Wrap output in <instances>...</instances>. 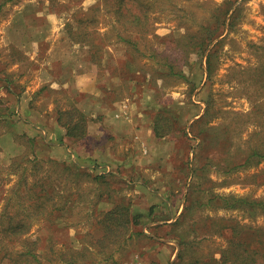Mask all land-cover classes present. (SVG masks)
Wrapping results in <instances>:
<instances>
[{
    "label": "rangeland",
    "instance_id": "rangeland-1",
    "mask_svg": "<svg viewBox=\"0 0 264 264\" xmlns=\"http://www.w3.org/2000/svg\"><path fill=\"white\" fill-rule=\"evenodd\" d=\"M98 1L103 4L101 0H31L24 8L27 18L39 16L36 19L42 20L44 34L49 36L48 40L37 46V49L39 47L42 50L41 70H38L37 77L33 74L25 77L28 85L33 84L35 79L45 83L42 84L36 105L42 109L47 108L48 115L52 116L51 110L66 106L69 99L77 93V87L88 91V96H98L99 84H116V76L121 73L137 82L132 96L135 99L134 110L144 108L143 100L146 103L149 101L148 94L157 99L156 103L167 97L166 102L169 104L166 107L172 108L181 116L179 123L189 113L197 111L199 105H203L198 102L199 97L206 101L210 98L214 113L209 115V119L214 124H229L224 129L227 132L220 135V138L224 143L226 137L229 139L227 149L234 167L223 170L212 166L206 170L207 177L198 179L192 174L188 176L187 169L184 174H176L163 167L153 170L148 159L145 162L137 161L144 155L136 151L137 147L132 148L130 141L120 143L109 139L104 141L102 138L100 142L95 141L86 148H93L95 144L100 149L101 144L107 143L108 151L83 154V159L91 169L85 170L84 175L79 177L80 182L79 178L75 179L74 170L76 172L77 169L71 163L54 159L60 162L57 177L62 179V183L56 185L55 191L49 188L46 192L40 191L39 187L26 190L38 172L34 176L35 169L27 168L23 171L25 179L20 178L21 169L13 173L8 167L11 158L7 153L1 152L0 181L4 183L0 186V193L7 190L6 196H11V200L2 199L0 212L7 205V211L14 213L15 218L23 224L15 233L14 230H6L8 234L4 232L8 225V216H0L2 254L9 259L10 256L19 258L24 250L35 247L41 264H185L179 258V242L169 238H174L181 231L189 232L187 236L193 242V246L184 252V259L198 257L207 260V264H235L233 260L242 247L240 244L230 246V240L239 243L243 239L247 242V245L244 244L245 252L241 255L245 258V264H250L253 258L264 264V158L255 157L246 166L241 165L244 150L258 145L264 135V68L262 66L257 69L264 62V0H131L133 10L147 11L146 24L150 28L142 36L130 31L138 37L137 52L130 50L119 39L118 33L126 32L127 24L115 22V2L104 0L107 2V9H99L92 18V26L101 32L105 44L100 65L90 60V46L83 45L81 48L79 44L73 45V42L68 41L65 32L66 22L78 8L85 9L79 13L80 16H85L92 13L88 7ZM228 5L231 7L227 13L224 31L208 46L209 49L214 47L217 54L213 73L208 76L207 71L201 68L200 63L204 56L199 58L196 53H190L188 59L194 63L192 69H189V65L183 66L189 80L171 75L157 77L155 69L160 61L182 58L177 46L187 41L188 38L183 35L197 32L201 26L212 24V14L223 15ZM232 15L234 23L229 26L228 20ZM127 62L132 65H126ZM115 65L119 72L116 75ZM68 74L75 76L76 85L72 88L61 84L62 80L66 83ZM17 76L23 78V74ZM202 83L204 85L200 88ZM127 90L126 87L117 88L124 96ZM76 98L82 102V95ZM92 99L94 97L89 96L86 102ZM93 103L95 102L92 101L91 105ZM148 105L152 104L148 102ZM195 128L198 130L197 126ZM21 139L27 143L26 137ZM178 141L180 142L174 143V146H178L181 151L187 148L198 151L199 143L196 138L185 141L180 138ZM29 145H26L28 152L31 149ZM202 146L200 152L196 151V155L188 158L187 166L190 171L192 166L199 165L207 156L213 154V142L209 141L206 146ZM127 148H132L136 153H133L134 161H130V166L126 167L122 160L128 155L125 152ZM181 156L182 163H187L185 154ZM213 157L217 158V154ZM162 161L169 163L166 158ZM43 165L47 168L46 163ZM66 165L70 170L61 173ZM135 166L138 172L133 173ZM128 167L131 168L129 171ZM103 171L107 174L117 171L123 179L116 180L112 173L105 178H97V173L101 174ZM127 174L138 176L143 181L149 179L150 184L153 183L158 191L166 186L161 185L163 179L175 178L172 179L177 182L173 185L174 189L181 190L176 191L179 195L176 196L178 204L182 202L181 192L188 182L189 190L195 188L196 193L188 201L192 208L185 209L182 223L173 228L175 231L172 235L170 227L156 228V233L153 232L155 238L144 236L140 225L130 227L127 234L103 228L100 219L117 203H133L140 207L142 205L139 199L144 195L139 193L140 189H133ZM181 175L184 176L182 179ZM158 177L161 182H157ZM177 177L180 179H176ZM71 180L79 183L74 184ZM194 180L196 185L193 188ZM50 193L53 195L52 200ZM130 193L139 197H130ZM209 194L214 195L211 198L213 200L208 199ZM66 195H70V207L67 211L64 210L61 217L56 218L55 213H52L53 205L57 202L60 204L59 196L64 199ZM185 228L187 230H183ZM233 228L239 230V233ZM98 238L103 239L98 241ZM258 247L260 250L257 253H247V250L252 251ZM32 262L37 264L35 260Z\"/></svg>",
    "mask_w": 264,
    "mask_h": 264
},
{
    "label": "crops",
    "instance_id": "crops-1",
    "mask_svg": "<svg viewBox=\"0 0 264 264\" xmlns=\"http://www.w3.org/2000/svg\"><path fill=\"white\" fill-rule=\"evenodd\" d=\"M29 1L31 0H0V153H7L12 161L27 155L29 158L36 157L38 160H46L47 158L58 161L66 160L75 169L89 170L91 166L83 159V154L88 155L89 152L96 151L107 152L109 145L103 143L100 145V149L96 148L99 145L95 146L94 144L93 148H86L87 145L90 146L95 141L100 142L102 138L104 141L109 139L120 143L130 141L132 148L137 147L136 151L144 155L137 161L142 162L144 160L143 162H145L148 159L153 170H159L163 167L176 174L180 172L184 174V170L187 169L188 176L193 175V169L197 165L192 166L190 171L187 164L189 165L188 158H191L193 154L195 155L197 150L195 151V148L186 149V145H184L186 150L181 151L178 146H174V143H179L178 139L180 138L184 141L196 138L197 143L200 144L202 138L200 135L196 136V133H192V123L195 126L206 127L214 124L212 119H209L210 117L205 116L207 101L201 97L197 100L203 105H199L197 111L189 113L182 123H179L181 116L178 113L174 111L172 114L166 110L165 107L169 104L166 102L167 97L158 100L159 103H156L157 99L148 94V102L152 105H148V102L143 100L144 108L134 110L135 104L133 102L135 99L132 96L135 93L134 85L137 82L121 73L120 76H116V84H99V95H89L94 97L92 101L95 103L92 105V101L86 102L89 98L86 94L88 91L78 87L76 88L77 93L72 99H69L66 106L51 110L52 116L48 115L47 108L42 109L36 105L37 97L41 95L42 84L45 83L37 82L35 79L33 84L28 85L25 82V77L28 74L37 77L41 70L40 62L42 59V50L39 47L37 49V46L41 45L44 40H48L49 36L44 34L42 20L36 19L39 16L27 18V14L24 13V8L29 5ZM40 13L42 15V12ZM49 35L52 34L49 33ZM66 37L68 41H71L68 35ZM73 45L78 44L73 43ZM78 46L84 47L81 44ZM209 50L208 48L205 51L204 58L201 60L202 63H200L201 68L206 71V56ZM15 73L17 75L23 74V78L21 79V76H17ZM61 84L62 86L67 84L69 88L75 86L74 74H68L66 83L62 80ZM203 85V83L200 84V88ZM120 87L128 88L126 92L124 91L125 96L117 91V88ZM108 89H114V91H108ZM79 95H82V102L77 101L76 97ZM93 105L96 107H92ZM76 108L79 110L78 118L80 117L83 121V129L80 135L70 136L67 133L70 122L66 121L65 116L75 111ZM108 127L113 129L109 130ZM23 137L27 138V143L21 139ZM28 143L31 147L30 152L26 146ZM132 148L126 149L125 152L128 155H125L122 160L126 167L130 161H134L133 153L136 152L132 151ZM184 154L186 157L183 158L187 163H182L181 155ZM165 158L169 160V163L165 164L162 161ZM11 162H9L8 167H10ZM33 163L32 161L23 162V164L28 165L26 169H30ZM146 164L149 165L148 162ZM199 165L201 166L202 162ZM128 168L127 171L131 169ZM136 169L137 166H135L133 173L138 172ZM103 173L105 177L113 174L116 180L123 179L117 171L108 174L103 171ZM130 175H126L129 176V184L134 187L133 189H140L139 193L144 195L141 200L139 199L142 202L141 207L130 203L131 214L140 215V221L133 224L132 228L140 225L144 234L155 238L153 236V232L156 233L155 230L161 227H170L172 235V232L175 231L173 228L182 223L178 220L184 214L190 199V183L188 182L189 184L187 183V187L184 189L178 184L179 188L183 189L181 192L182 202L178 204L176 203V196L179 195L176 191L181 190L174 189L173 185L176 181L172 179L175 178L163 179L161 185L166 186L158 191L153 183L150 184L149 179L143 181L144 179L141 180L142 178L138 176ZM183 177L181 175V179ZM176 179L180 178L177 177ZM158 181L161 182L159 177ZM3 183L0 181V186H3ZM6 191L0 193V204L7 198ZM133 195L139 197L132 193L129 196ZM131 199L133 200V198ZM136 200L138 199L136 198ZM169 238L171 241L178 242L173 236Z\"/></svg>",
    "mask_w": 264,
    "mask_h": 264
},
{
    "label": "trees",
    "instance_id": "trees-1",
    "mask_svg": "<svg viewBox=\"0 0 264 264\" xmlns=\"http://www.w3.org/2000/svg\"><path fill=\"white\" fill-rule=\"evenodd\" d=\"M103 2L100 3L99 1L96 2L95 4L91 5L90 7H88L89 11H91L92 13L87 14L85 16H80L79 13H82L85 9L83 8H78L76 13H73L71 16V19L68 20L65 24V31L68 35V37L70 38V40L73 43L76 44H81V45H86V46H90V60L93 62H97L98 65L101 64V60L103 57V52L104 48L103 46L105 45L103 42V35L101 34V32L92 26L93 25V17H94V13H97V11L101 8L104 9V7H106L107 9V2L104 0H101ZM115 2V22L118 21L121 24H127V31L126 32H119L118 33V37L119 39L124 42L126 45H128V48H130V50L133 51H139V47H138V37H136V33L139 34L140 36H142V34L148 33L149 32V26L146 24V19H147V11L144 12H140L137 10H133V6H131V0H113ZM139 6H142L141 3H139ZM230 5L227 6L224 14H216L213 13L212 14V19H213V23L212 24H207L206 26H201L197 32H193V33H185L183 36H186L188 39L187 41L183 42L180 44V46H177L182 54V58L178 59H173V60H168V59H164L163 61H160V65L158 67H156L155 71L156 74L158 75L157 77H165L166 75H171V76H179V77H183L184 79L189 80V75L185 74L184 70H183V66H187L189 65V69H192V65H194V63L190 62V60L188 59V55L190 53H196V55L199 58H202V56L204 55L205 51L207 50L209 44L217 37H219L223 31H224V26L226 24V19H227V13L230 10ZM130 22V26H128V23ZM234 23V17L233 15L230 17V19L228 20V25L232 26ZM130 31L136 32L131 33ZM105 39V38H104ZM219 41V40H218ZM220 42V41H219ZM218 42V43H219ZM217 57L216 54V50L214 47L210 48L207 56H206V65H207V72H208V76L211 75L214 71V58ZM130 61V60H129ZM196 63V62H195ZM126 65L131 66L132 64L127 62ZM263 66L264 68V62H262L261 64L258 65L257 69H261ZM114 74H118V70H117V65L114 66ZM120 76V74H118ZM166 110H168L170 113L173 114L174 110L172 108H168L165 107ZM61 111V109H59ZM79 110L76 108L75 111H72L71 113H68V115L65 116L66 121L70 122L68 124V129H67V133L70 136H77L80 135L82 129H83V121L79 116ZM214 113V109L211 105V100L210 98L207 100V108L205 111V116L209 117L210 114ZM76 119V120H75ZM196 123V122H194ZM229 125V124H228ZM225 125L223 126V124H213L210 126H197L198 130H195V124L192 123L191 126V131L192 133H196V136L200 135L201 136V142L200 144H198V151L200 152L201 149L203 148L202 145H205L211 141L214 144V151H216V147L219 146V149L217 150V152L215 154H217V158L213 157L214 151L212 156H207L205 158V160L202 162V165H197L194 169V176L198 179V178H204L207 177L206 174V170L211 168L212 166H216L220 169L223 170H227L230 167H234L232 164V160L230 159V153L228 148V142L229 139L226 137V142H223V139L220 138V135H224L225 131L224 129L228 126ZM159 128V126H158ZM157 130V129H156ZM227 130V129H226ZM199 133V134H198ZM204 139V140H203ZM208 141V142H207ZM221 143H224V145H226V147H224V145H222ZM200 145V147H199ZM200 148V149H199ZM197 152H195V155L197 154ZM244 154L242 156V164L243 166H246L247 163L251 162L255 157H259V158H264V135L261 138V141L259 142L258 145H255L252 148H248L246 150H244ZM24 161H32L34 162L32 167L30 169H35V174L38 172V174H36V177H34L33 183L29 186L28 189L26 190H34L35 188L37 189V187H39L40 191H46L49 190V188L52 191L56 190V185L59 183H62V179L59 177H57V175H59L57 173V168L60 164V162L53 160L51 158H47L46 160H38L36 159V157L34 158H29V156H22L20 158H16L12 161L10 168L13 171V173H17L20 169L22 171L20 178L25 179V175L23 174V171L26 170V166H23V162ZM44 163L47 164V168H45V166L43 165ZM237 165V164H235ZM238 166V165H237ZM236 166V167H237ZM75 169V168H74ZM77 171L75 172L74 170V176L75 179H78L79 177L83 176L85 173L84 169H80V168H76ZM70 170V168L68 167V165L63 166V169L60 171L61 173ZM97 178H101V177H105L104 173L98 174L97 173ZM80 182V178L78 179ZM71 182H75V183H79L76 180H71ZM74 183V184H75ZM27 185V184H25ZM196 185V182L194 180V184H192L193 188ZM196 193L195 188L191 190V195H190V199L193 197V195ZM100 194H98L99 196ZM50 198L51 200L53 199V195L52 193H50ZM214 195L210 196L208 199L209 200H213L211 199ZM59 201L61 200V202H59L60 204H58V202L56 204L53 205V212L55 213L54 216H56V218L61 217L64 210L69 209L70 207V195H66L63 199V196H59ZM189 199V200H190ZM11 200V196H7L6 200ZM188 200V201H189ZM192 205L188 204L186 209H191ZM7 205H5L2 208V211L0 212V216H8V225L7 228H4V232L6 230H14V233L23 225L22 221L17 220L15 218L14 213H10L9 211H7ZM109 215V216H108ZM185 216V212L184 214L181 216V218H179V222H182L183 217ZM50 218V216H49ZM109 218V219H108ZM54 219V218H53ZM50 221H52V219H49ZM140 221V215L139 214H131L130 211V203H124V202H119L116 205H114L110 210L107 211V213L100 219L99 222H101L103 224V228L105 230H113L115 233L116 231H118L120 234H127L130 227H132L133 224H136ZM118 226V228H114L115 226ZM122 228H119V227ZM120 229V230H117ZM234 231L236 233H239V230H237L236 228H233ZM3 230V229H2ZM183 230H187L186 228ZM7 232V231H6ZM234 232V233H235ZM8 233V232H7ZM19 234H21L20 232H18ZM141 233L144 236H147L146 234H144L142 231ZM189 233V232H187ZM187 233H181V231L179 232V234H175V239L179 242L180 246H181V251L179 253V258L184 260L185 264H207V260H203V259H199L198 257H192V258H188V259H184V252L188 249H190L193 246V242L192 240L189 239V237L187 236ZM9 234V233H8ZM179 235V236H178ZM14 238V237H13ZM101 238V237H100ZM98 238V241H102V239ZM229 244V243H228ZM235 245V244H240L242 249L239 250L237 252V256L235 257V259L233 260V262H235V264H245V258H243L241 255L245 252L244 250V244L247 245L246 240L241 239L239 241V243L230 240V246ZM236 245V247L238 246ZM75 250V249H73ZM77 250V249H76ZM187 250V251H188ZM260 250V248H254L251 250H247V253H257ZM264 250V249H262ZM5 254H2V251L0 249V264H35L32 262V260H35L37 262V264H41V259H39V255L36 252V248H29L24 250L22 253L19 254V258H14L13 256H10L9 258L4 257ZM23 256V257H21ZM38 257V258H37ZM222 257H225L224 255H222ZM263 257H264V253H263ZM5 258L7 260H5ZM178 258V259H179ZM240 261V262H239ZM264 261V260H263ZM217 262V261H216ZM239 262V263H238ZM74 263V262H73ZM115 263V262H113ZM250 264H260L258 263V261L256 260V258H253V260L251 262H249ZM264 263V262H263ZM117 264V262H116ZM225 264V262H224Z\"/></svg>",
    "mask_w": 264,
    "mask_h": 264
}]
</instances>
